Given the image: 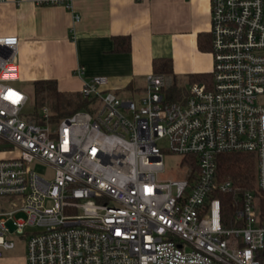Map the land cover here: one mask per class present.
Segmentation results:
<instances>
[{
	"label": "built area",
	"instance_id": "built-area-1",
	"mask_svg": "<svg viewBox=\"0 0 264 264\" xmlns=\"http://www.w3.org/2000/svg\"><path fill=\"white\" fill-rule=\"evenodd\" d=\"M209 14V76L179 99L159 71L128 97L92 74L83 107L56 118L24 114L18 36L0 34V256L20 239L25 264H264V0H209ZM164 150L180 177L159 176ZM239 151L254 159L240 189L215 160Z\"/></svg>",
	"mask_w": 264,
	"mask_h": 264
},
{
	"label": "crops",
	"instance_id": "crops-1",
	"mask_svg": "<svg viewBox=\"0 0 264 264\" xmlns=\"http://www.w3.org/2000/svg\"><path fill=\"white\" fill-rule=\"evenodd\" d=\"M209 17V0H0V34L18 36V79L52 78L70 93L101 74L119 96L135 95L157 58L170 59L185 86L188 74L211 68ZM24 250L17 239L0 264H25Z\"/></svg>",
	"mask_w": 264,
	"mask_h": 264
},
{
	"label": "trees",
	"instance_id": "trees-1",
	"mask_svg": "<svg viewBox=\"0 0 264 264\" xmlns=\"http://www.w3.org/2000/svg\"><path fill=\"white\" fill-rule=\"evenodd\" d=\"M207 40H199L198 44L202 48H206ZM126 47L128 43L126 41ZM153 70L159 71L166 75L165 92L170 99H179L185 88L183 83L179 81V77L172 73L170 59H152ZM209 76V72H199L187 75V82L193 80H204ZM32 104L33 108L37 110L38 106L43 103L45 98H50L48 106L53 110L54 116L59 117L62 114L72 112L78 107L82 106L86 99L80 93H70L58 90L56 82L52 78H39L32 81ZM217 161L216 171L221 178L229 177L236 187H250L254 177V159L251 155L244 152H225L216 155ZM223 200L224 214H230L233 206L230 201L231 193H219ZM262 206V213L264 217V192L260 200Z\"/></svg>",
	"mask_w": 264,
	"mask_h": 264
},
{
	"label": "rangeland",
	"instance_id": "rangeland-1",
	"mask_svg": "<svg viewBox=\"0 0 264 264\" xmlns=\"http://www.w3.org/2000/svg\"><path fill=\"white\" fill-rule=\"evenodd\" d=\"M179 81L181 83H183V78L182 77H179ZM13 85L16 86V87H20V88H23L26 92H28L30 94V100L31 102L29 101L25 106H24V111L25 113L24 114H29V112H35V108H33V104H32V84L31 82L27 81V80H23V79H18L17 81H14L13 82ZM126 97L128 96H133L131 94H127V95H124ZM49 100L50 98H45V100L43 101V103L45 104H49ZM83 106H80L78 108H82ZM77 110V109H76ZM29 116V115H28ZM53 118H56L54 115H53ZM159 144L162 145V146H166V143L164 140L162 141H159ZM179 159H180V155L176 154V153H172L168 150H164V157H163V162H164V168H163V171L161 173H159V176L160 177H164V178H167V177H180L181 175V170H180V167L182 166H179L178 163H179ZM31 166H33V169L36 170L37 172L41 173L42 175H45V176H50L51 174V167L47 166L46 164H41L39 162H35L34 164H32ZM17 217H22L24 216L23 213H17L16 214ZM11 228L13 227L11 225L10 222H8V224ZM34 226H30L29 229H33ZM21 247V241H18V245H17V248L18 250L20 249Z\"/></svg>",
	"mask_w": 264,
	"mask_h": 264
}]
</instances>
